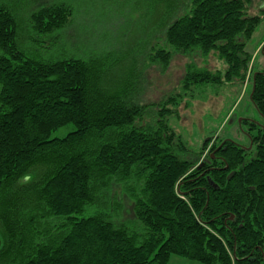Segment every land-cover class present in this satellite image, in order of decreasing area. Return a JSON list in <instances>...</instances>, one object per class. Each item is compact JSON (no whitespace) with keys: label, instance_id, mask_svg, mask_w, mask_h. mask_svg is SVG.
Returning <instances> with one entry per match:
<instances>
[{"label":"trees","instance_id":"obj_1","mask_svg":"<svg viewBox=\"0 0 264 264\" xmlns=\"http://www.w3.org/2000/svg\"><path fill=\"white\" fill-rule=\"evenodd\" d=\"M159 1L165 14L173 9ZM189 3L186 15L164 20L166 47L151 61L167 67L175 53L197 50L228 65L225 75L188 72L186 92L243 87L250 71V98L264 120V72L252 65L264 40L247 49L262 19L247 17L245 0ZM73 16L65 2L42 7L30 13L31 32L47 39ZM18 31L15 11L0 1V264H170L174 256L264 264V127L241 122L258 132L253 159L228 139L189 150L170 122L180 95L140 105L141 84L105 87L102 64L76 55L29 58ZM117 185L133 221L112 214Z\"/></svg>","mask_w":264,"mask_h":264},{"label":"rangeland","instance_id":"obj_2","mask_svg":"<svg viewBox=\"0 0 264 264\" xmlns=\"http://www.w3.org/2000/svg\"><path fill=\"white\" fill-rule=\"evenodd\" d=\"M0 1L15 11L19 25L17 41L27 57L47 63L66 55H76L85 61L100 62L106 74L105 87L118 90L126 82L132 86L142 85L140 96H135L140 105L160 103L168 97L180 95L177 105L173 106L177 115L170 122L189 150L198 151L205 141L219 138L235 141L249 149L248 159L256 157L252 137L258 132L250 134L248 125L241 124L243 119H249L264 127V120L250 98V71L243 87L234 83L197 87L186 92L183 82L188 72L207 69L225 75L228 65L214 53L204 56L197 50L175 53L167 67L151 61L154 50L166 47L162 30L164 20H178L186 15L189 0L185 3L171 0L173 9L166 14L159 0ZM245 1L247 17L262 19L247 43L248 51L253 53L264 39V0ZM64 2L74 10L70 25L47 39L32 34L30 13ZM178 4L183 6L178 8ZM258 52L254 53L252 60L254 73L264 72V55ZM70 131L71 127L63 128L52 138H62ZM112 197L115 203H119L120 211L111 209L112 214L118 216L117 220L133 221V203L124 195L122 186L117 185L112 190ZM113 201L108 202L109 208ZM170 264L199 263L174 256Z\"/></svg>","mask_w":264,"mask_h":264},{"label":"water","instance_id":"obj_3","mask_svg":"<svg viewBox=\"0 0 264 264\" xmlns=\"http://www.w3.org/2000/svg\"><path fill=\"white\" fill-rule=\"evenodd\" d=\"M0 248H1V239H0Z\"/></svg>","mask_w":264,"mask_h":264},{"label":"crops","instance_id":"obj_4","mask_svg":"<svg viewBox=\"0 0 264 264\" xmlns=\"http://www.w3.org/2000/svg\"><path fill=\"white\" fill-rule=\"evenodd\" d=\"M264 40V39H263ZM261 44V43H260Z\"/></svg>","mask_w":264,"mask_h":264}]
</instances>
